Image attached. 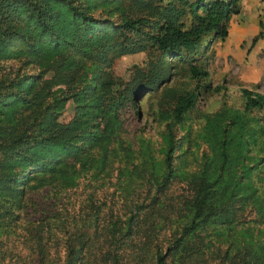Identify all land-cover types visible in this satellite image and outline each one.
I'll use <instances>...</instances> for the list:
<instances>
[{
	"label": "trees",
	"instance_id": "16d2710c",
	"mask_svg": "<svg viewBox=\"0 0 264 264\" xmlns=\"http://www.w3.org/2000/svg\"><path fill=\"white\" fill-rule=\"evenodd\" d=\"M239 1L122 0L120 22L113 23L93 18L97 0H0V264H264V228L250 226H264V165L257 182L249 180L256 167L244 164L239 176L186 178L189 200L177 208L157 206L174 177L173 127L195 106V90L168 95L172 122L164 173L149 185L153 199L146 211L138 201L130 209L129 201L126 214L107 219L101 215L104 205L91 198L89 212L81 210L70 222L55 205L30 198L38 189L50 193L53 181L59 182L54 193L77 187V177L51 178L62 156H77L99 143L118 110L157 90L176 63L187 64L191 80L206 79L203 65L185 59L202 38L228 36ZM137 53L147 61L128 79L115 77V63ZM102 65L110 71L97 75L101 83L95 88L89 69ZM27 68L35 72L24 73ZM91 90L98 93L95 114L84 104ZM240 94L245 112L264 108L263 94L245 87ZM225 159L223 153L222 166ZM31 181L36 184L29 187ZM167 222L175 227L164 244L160 236ZM218 236L225 247L214 246Z\"/></svg>",
	"mask_w": 264,
	"mask_h": 264
},
{
	"label": "rangeland",
	"instance_id": "374dc122",
	"mask_svg": "<svg viewBox=\"0 0 264 264\" xmlns=\"http://www.w3.org/2000/svg\"><path fill=\"white\" fill-rule=\"evenodd\" d=\"M97 1L100 5L92 11L93 18L99 22H120L119 8H125V4L120 6L122 0H110L112 3L109 6L102 4V0ZM237 7L239 14L231 18L228 36L223 40L213 35L202 38L196 50L185 59V62L192 60L197 65H203L209 74L206 79L191 80L187 64L176 63L174 70L168 69L157 90L145 91L136 102L128 101L118 110L117 120L109 132L102 135L99 143L86 145L77 156H62L61 164L51 178L71 180L77 177V187H62L58 193H54L59 182L53 181L50 193L38 189L30 196L31 200L55 205L57 211L68 213L70 222L74 216L89 212L88 199L91 198L94 204L104 205L101 215L107 216V219L111 214H126L124 205L129 201L130 209L135 207L137 201L139 209H149L153 199V194H149V185L154 184L155 178L159 182L164 173L167 126L172 122L168 95L193 90L198 96L195 106L186 112L181 123L173 127L174 177L157 206L170 204L177 208L183 200H189L191 190L187 188L186 178L214 179L219 175L225 174L226 177L234 173L239 176L242 164L248 168L256 167L249 180L257 182V169L264 165V108L245 112L240 88L264 95V29L261 27L264 26V0H240ZM259 34L263 35L252 46L253 38ZM146 61L144 53L123 56L112 67V73L115 77L128 79L130 71ZM23 71L35 72L31 68ZM109 71L110 67L105 65L89 69V78L92 75L95 88L101 83L97 75L99 77ZM97 94L96 90H91L84 103L86 110L92 114H95ZM65 113L70 117V108ZM113 113L111 111L109 114ZM98 122L96 120L94 123ZM251 134L254 140H250ZM245 142L249 143L247 147ZM76 144L80 145L78 142ZM223 153L226 156L225 166H222ZM41 178L49 179L50 176ZM35 184L36 181H31L28 186ZM257 186L260 187V184ZM54 196L56 201L52 199ZM3 198H0V202ZM169 217L173 223L175 215L171 211ZM165 225L164 233L160 236L164 244L175 227V224L172 229L167 227L168 222ZM250 226L264 228L253 224ZM62 235L56 233L59 238ZM213 240L217 247L225 239L218 236ZM223 245L225 247V242Z\"/></svg>",
	"mask_w": 264,
	"mask_h": 264
}]
</instances>
